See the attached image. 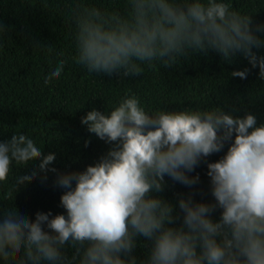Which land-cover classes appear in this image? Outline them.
Masks as SVG:
<instances>
[{
  "label": "clouds",
  "instance_id": "clouds-1",
  "mask_svg": "<svg viewBox=\"0 0 264 264\" xmlns=\"http://www.w3.org/2000/svg\"><path fill=\"white\" fill-rule=\"evenodd\" d=\"M77 64L96 73L140 76L144 68H165L210 51L232 63L239 54L264 79V25L217 0H126V9L101 11L78 5L74 15ZM5 28L0 23V33ZM60 60L45 84L60 78ZM249 69L231 76L246 78ZM81 123L111 147L83 172L58 173L55 153L43 155L32 138L14 134L0 142V182L12 164L38 166L15 177L13 188L49 171L67 215L38 212L32 221L16 208L0 207V260L18 264H137L133 250L142 237L140 264H264V123L257 117L205 111L149 113L135 95L111 111L93 109ZM251 130V131H250ZM87 143L85 146H87ZM214 202H196L195 193L168 202L158 195L165 177L193 187L190 176L207 157ZM73 184L75 186L73 187ZM220 210L219 219L213 214ZM180 223H177V222ZM66 248L72 250L69 258Z\"/></svg>",
  "mask_w": 264,
  "mask_h": 264
},
{
  "label": "trees",
  "instance_id": "trees-1",
  "mask_svg": "<svg viewBox=\"0 0 264 264\" xmlns=\"http://www.w3.org/2000/svg\"><path fill=\"white\" fill-rule=\"evenodd\" d=\"M217 2L228 3L231 10L252 17L254 31L257 25H264V0ZM78 5L123 12L126 0H0V23L5 28L0 33V142L14 134L27 135L43 155L55 153L50 167L58 173L83 172L111 146L90 133L81 123L82 117L93 109L111 111L122 98L132 95L150 114L220 108L237 117L253 114L258 126L264 123V79L259 76V67L253 68L239 54L232 63L210 51L207 55L193 54L170 68L158 62L155 67L141 64L144 71L138 77L90 73L73 59ZM256 34L264 39V32ZM253 51L258 57L264 56V47ZM60 60L66 61L61 77L46 85L45 77ZM245 69H249L246 78L231 76L233 71ZM227 148L226 144L222 152L207 157L189 173L199 174L198 184L188 187L166 176L165 190L158 195L176 204L177 213L181 196L195 193L196 202H214L207 164L218 161ZM38 164L34 161L25 167L13 162L7 182H0V207L16 208L32 221L38 212L66 216L60 203L65 189L54 184L58 173L49 171L45 180L41 172L18 192L13 188L15 177L31 174ZM219 216L218 209L213 218L218 220ZM137 240L132 254L140 264L147 251L141 245L146 241L142 237ZM66 251L70 258L72 250ZM0 264H18V259L0 260Z\"/></svg>",
  "mask_w": 264,
  "mask_h": 264
}]
</instances>
